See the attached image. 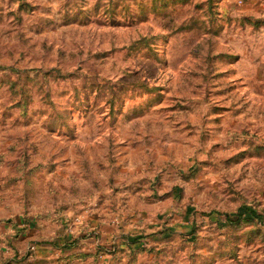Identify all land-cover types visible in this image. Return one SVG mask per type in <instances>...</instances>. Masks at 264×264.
Segmentation results:
<instances>
[{
  "label": "rangeland",
  "instance_id": "rangeland-1",
  "mask_svg": "<svg viewBox=\"0 0 264 264\" xmlns=\"http://www.w3.org/2000/svg\"><path fill=\"white\" fill-rule=\"evenodd\" d=\"M0 264H264V0H0Z\"/></svg>",
  "mask_w": 264,
  "mask_h": 264
},
{
  "label": "trees",
  "instance_id": "trees-1",
  "mask_svg": "<svg viewBox=\"0 0 264 264\" xmlns=\"http://www.w3.org/2000/svg\"><path fill=\"white\" fill-rule=\"evenodd\" d=\"M240 216L239 215H236V216H229L228 219L231 220V221H238L240 220Z\"/></svg>",
  "mask_w": 264,
  "mask_h": 264
}]
</instances>
